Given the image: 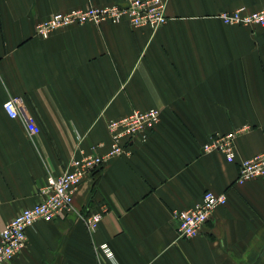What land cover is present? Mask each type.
<instances>
[{"label": "crops", "instance_id": "crops-1", "mask_svg": "<svg viewBox=\"0 0 264 264\" xmlns=\"http://www.w3.org/2000/svg\"><path fill=\"white\" fill-rule=\"evenodd\" d=\"M124 1L0 0V232L38 201L49 174L109 149L110 120L161 111L132 156L88 175L74 210L29 228L6 264H264V179L236 184L240 161L264 152V27L218 17L263 10L264 0H166L169 20L157 30L124 19L36 33L55 12ZM15 97L37 135L4 110ZM240 130L234 162L202 151L211 136ZM207 190L227 203L199 235L179 237L173 213ZM103 206L90 231L84 217Z\"/></svg>", "mask_w": 264, "mask_h": 264}, {"label": "built area", "instance_id": "built-area-1", "mask_svg": "<svg viewBox=\"0 0 264 264\" xmlns=\"http://www.w3.org/2000/svg\"><path fill=\"white\" fill-rule=\"evenodd\" d=\"M166 0H125L123 3L105 6L77 8L67 12H55L36 25L37 35L48 38L60 28L77 24L105 22L118 23L129 20L135 27H147L157 30L167 23ZM218 17L226 24L239 26L264 27V9L249 12L246 8L224 11ZM4 110L10 118H22L30 136L40 133L41 128L28 111L21 98L8 99ZM161 122V111L157 108L133 110L130 114L112 119L108 122L110 134L109 149L103 153L96 152L74 158L67 170L59 175L49 174L46 182L38 188V201L31 207L23 209L12 218L0 232V264L12 261L27 244V230L38 222H51L74 210V197L85 178L100 170L109 160L120 156H132L135 140L147 141L149 133ZM240 131L216 134L202 146L204 153L218 152L229 162L237 158L236 140ZM264 179V152L240 161V171L236 184L243 185L253 180ZM227 194L212 190L204 192L201 202L194 206L176 210L173 219L177 224V233L182 238L199 235L215 210L227 203ZM106 207L84 217L90 231H94L101 222ZM102 249L112 256L109 248Z\"/></svg>", "mask_w": 264, "mask_h": 264}]
</instances>
